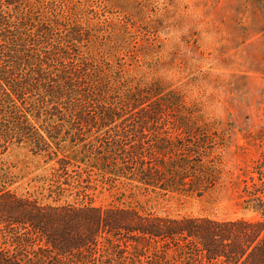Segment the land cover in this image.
<instances>
[{"label":"trees","instance_id":"trees-1","mask_svg":"<svg viewBox=\"0 0 264 264\" xmlns=\"http://www.w3.org/2000/svg\"><path fill=\"white\" fill-rule=\"evenodd\" d=\"M82 30L63 6L0 0V150L25 145L57 159L58 187L53 202L21 195L0 166V264H264L260 194L248 200L257 220L62 202V185L75 183L73 173L83 177L60 157L63 142L83 145L109 178L153 192L202 194L217 183L220 163L210 124L194 122L179 95L134 84L85 53ZM86 171L90 181L93 169Z\"/></svg>","mask_w":264,"mask_h":264},{"label":"rangeland","instance_id":"rangeland-1","mask_svg":"<svg viewBox=\"0 0 264 264\" xmlns=\"http://www.w3.org/2000/svg\"><path fill=\"white\" fill-rule=\"evenodd\" d=\"M41 1L63 6L80 24L85 53L122 70L134 84L179 95L194 122L218 133L217 183L202 194L153 192L137 181L111 179L83 145L63 142L60 157L80 166L83 177L73 173L75 183L62 185V202L217 220L260 218L248 200L250 192L264 196V0ZM55 165L57 159L25 145L0 150V166L21 195L53 202Z\"/></svg>","mask_w":264,"mask_h":264}]
</instances>
